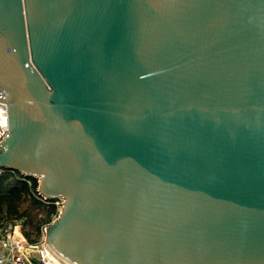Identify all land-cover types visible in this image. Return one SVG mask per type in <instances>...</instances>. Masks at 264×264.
Listing matches in <instances>:
<instances>
[{"label":"water","instance_id":"1","mask_svg":"<svg viewBox=\"0 0 264 264\" xmlns=\"http://www.w3.org/2000/svg\"><path fill=\"white\" fill-rule=\"evenodd\" d=\"M0 100L61 264H264V0H0Z\"/></svg>","mask_w":264,"mask_h":264},{"label":"trees","instance_id":"2","mask_svg":"<svg viewBox=\"0 0 264 264\" xmlns=\"http://www.w3.org/2000/svg\"><path fill=\"white\" fill-rule=\"evenodd\" d=\"M19 176L23 175L16 170L0 175V229L9 222H21L25 236L35 242L40 240L45 225L58 214V210L53 203L55 199L48 198V202H43L35 197L36 178L26 177L31 182L29 185Z\"/></svg>","mask_w":264,"mask_h":264},{"label":"built area","instance_id":"3","mask_svg":"<svg viewBox=\"0 0 264 264\" xmlns=\"http://www.w3.org/2000/svg\"><path fill=\"white\" fill-rule=\"evenodd\" d=\"M6 128L7 106L4 101L0 100V133H6ZM4 172L13 173V170L0 164V175ZM18 178L25 180L29 185L31 184L25 176H19ZM34 195L40 201H49L48 198L41 196L37 189ZM53 203L57 206L59 212L62 199H55ZM23 228L21 222H9L0 229V264H61L44 247V229L40 240L32 242L25 236Z\"/></svg>","mask_w":264,"mask_h":264},{"label":"rangeland","instance_id":"4","mask_svg":"<svg viewBox=\"0 0 264 264\" xmlns=\"http://www.w3.org/2000/svg\"><path fill=\"white\" fill-rule=\"evenodd\" d=\"M28 229V226L26 225L25 226V230H27ZM30 231V233L33 235V231H31V229L29 230ZM43 233V232H42Z\"/></svg>","mask_w":264,"mask_h":264}]
</instances>
